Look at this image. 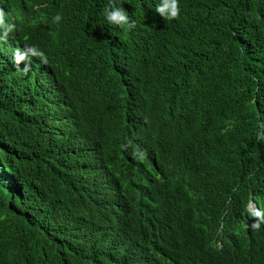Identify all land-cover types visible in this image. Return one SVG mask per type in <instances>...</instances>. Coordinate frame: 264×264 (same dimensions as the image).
Instances as JSON below:
<instances>
[{
  "label": "trees",
  "instance_id": "trees-1",
  "mask_svg": "<svg viewBox=\"0 0 264 264\" xmlns=\"http://www.w3.org/2000/svg\"><path fill=\"white\" fill-rule=\"evenodd\" d=\"M112 2L132 28L104 20L109 0H0V264H264L246 258H264L246 247L264 238V0H178L172 20ZM207 166L234 216L217 237L188 214Z\"/></svg>",
  "mask_w": 264,
  "mask_h": 264
},
{
  "label": "clouds",
  "instance_id": "clouds-1",
  "mask_svg": "<svg viewBox=\"0 0 264 264\" xmlns=\"http://www.w3.org/2000/svg\"><path fill=\"white\" fill-rule=\"evenodd\" d=\"M155 11L164 16L167 20H172L178 17L179 7L178 0H161L155 7ZM104 20L109 25L118 27L132 28L135 25V21L129 22V16L127 11L123 7H118L112 0H109V4L103 11ZM61 15L57 14L54 17V22L59 23L61 21ZM15 25L10 22V17L0 8V29L5 31V34L11 31ZM30 52L26 50L25 55ZM25 55H18L16 57V63L25 59ZM184 133V128L177 131L175 136L181 137ZM210 138V127L208 124L203 125L200 132L198 131L195 136L185 142L176 155V159L183 164H192L196 157L197 151L201 148L207 147ZM256 138L259 141H264V125H259L256 131ZM140 159H143L140 156ZM219 172L213 166H207L203 169L201 179L198 184H192L189 186V201H188V214L193 223V226L203 232L213 233L214 237L222 236L224 232L230 229L231 223L234 221L232 215L231 196L220 195L216 192L218 184ZM258 197L254 196L250 192L248 198V209L252 216L248 218V226L258 228L259 223H255L254 217H259L260 221H264V211H256ZM219 247L223 246V239L220 238L217 241ZM247 250L253 248H259L261 252L264 249L263 237H252L246 244ZM247 260L253 263H257L264 258L259 256H247Z\"/></svg>",
  "mask_w": 264,
  "mask_h": 264
},
{
  "label": "bare ground",
  "instance_id": "bare-ground-1",
  "mask_svg": "<svg viewBox=\"0 0 264 264\" xmlns=\"http://www.w3.org/2000/svg\"><path fill=\"white\" fill-rule=\"evenodd\" d=\"M112 41H113V40H112ZM142 46H143V45H141V47H142ZM136 162L138 163V165H139V167H140V170H141V173H140L139 177L142 179V177H143V168L145 167L146 163H145L143 160H142V162L136 160ZM151 165H152V167H153L154 169H156V167H157V163L152 162ZM163 169H164V167H163ZM146 186H148L147 188H150L149 183H146Z\"/></svg>",
  "mask_w": 264,
  "mask_h": 264
}]
</instances>
